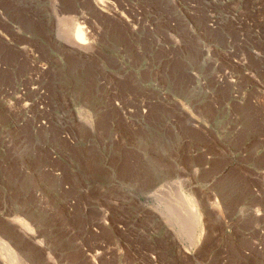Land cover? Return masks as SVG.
I'll list each match as a JSON object with an SVG mask.
<instances>
[{"label":"rangeland","instance_id":"374dc122","mask_svg":"<svg viewBox=\"0 0 264 264\" xmlns=\"http://www.w3.org/2000/svg\"><path fill=\"white\" fill-rule=\"evenodd\" d=\"M0 235L26 264H264V0H0Z\"/></svg>","mask_w":264,"mask_h":264},{"label":"bare ground","instance_id":"6f19581e","mask_svg":"<svg viewBox=\"0 0 264 264\" xmlns=\"http://www.w3.org/2000/svg\"><path fill=\"white\" fill-rule=\"evenodd\" d=\"M73 38H74L73 41L76 44L82 46L83 48L85 45L88 44L86 32L84 31L83 27L78 23L75 24ZM185 204L186 206L188 205L189 207H191V203L187 199L185 201ZM184 206L182 207L184 208ZM19 220L20 222L22 221L21 219ZM23 225L27 227L25 223H23ZM31 238L36 239V236L33 235ZM0 254L6 264H26L22 256L19 253H17V251L9 243H7L1 235H0Z\"/></svg>","mask_w":264,"mask_h":264}]
</instances>
